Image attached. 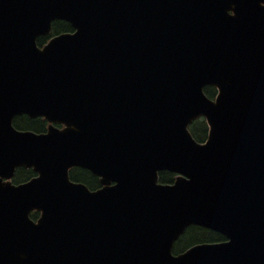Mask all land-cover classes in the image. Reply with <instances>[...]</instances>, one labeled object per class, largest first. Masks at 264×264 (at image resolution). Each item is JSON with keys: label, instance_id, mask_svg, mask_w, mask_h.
Returning a JSON list of instances; mask_svg holds the SVG:
<instances>
[{"label": "water", "instance_id": "95a60500", "mask_svg": "<svg viewBox=\"0 0 264 264\" xmlns=\"http://www.w3.org/2000/svg\"><path fill=\"white\" fill-rule=\"evenodd\" d=\"M189 225L226 240L172 255ZM0 264H264V0H0Z\"/></svg>", "mask_w": 264, "mask_h": 264}, {"label": "trees", "instance_id": "16d2710c", "mask_svg": "<svg viewBox=\"0 0 264 264\" xmlns=\"http://www.w3.org/2000/svg\"><path fill=\"white\" fill-rule=\"evenodd\" d=\"M72 31L71 27L64 22H55L53 24V34H58L61 32H70ZM47 37L40 38L38 40V44H43L46 41ZM205 93L208 97H213L215 95V90L213 88H205ZM45 123L42 122L41 119H35L30 120L27 118H20L19 121L14 122V126L17 129L21 130H30L34 132L43 131V126ZM191 133L193 136L198 140H204L206 137L207 129L205 127V124L202 121L196 122L193 124L190 128ZM34 176V173L31 170H23L19 169L17 170L15 180L17 182L25 181L30 179ZM75 180L82 181L92 187H97L98 182L95 178H93L89 172L79 170L77 172V175L75 176ZM173 180V175L170 173H161L160 175V181L163 183H170ZM196 231L197 236L194 238V240L188 239V243L186 245L182 246V243L186 236H184L183 239H181V249L183 250L191 245L198 244V243H210V242H218L223 239V237L217 233L199 228V227H193L190 230L187 231V234L189 232ZM205 232V234L203 233ZM180 245V244H179Z\"/></svg>", "mask_w": 264, "mask_h": 264}, {"label": "rangeland", "instance_id": "374dc122", "mask_svg": "<svg viewBox=\"0 0 264 264\" xmlns=\"http://www.w3.org/2000/svg\"><path fill=\"white\" fill-rule=\"evenodd\" d=\"M205 234V232H203ZM197 232L196 231H192L189 232L188 234H185L186 238L184 239L182 246L186 245V243H188V239H190L191 241L194 240V238L197 236Z\"/></svg>", "mask_w": 264, "mask_h": 264}, {"label": "flooded vegetation", "instance_id": "af4514ba", "mask_svg": "<svg viewBox=\"0 0 264 264\" xmlns=\"http://www.w3.org/2000/svg\"><path fill=\"white\" fill-rule=\"evenodd\" d=\"M46 129V124H44V126H43V131Z\"/></svg>", "mask_w": 264, "mask_h": 264}]
</instances>
